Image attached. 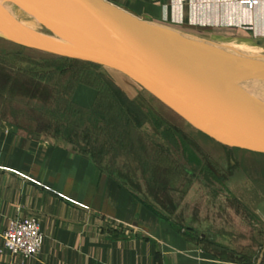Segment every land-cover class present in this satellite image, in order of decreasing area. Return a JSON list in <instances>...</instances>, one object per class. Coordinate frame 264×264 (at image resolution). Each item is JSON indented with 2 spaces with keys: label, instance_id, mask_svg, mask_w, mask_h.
I'll list each match as a JSON object with an SVG mask.
<instances>
[{
  "label": "rangeland",
  "instance_id": "rangeland-1",
  "mask_svg": "<svg viewBox=\"0 0 264 264\" xmlns=\"http://www.w3.org/2000/svg\"><path fill=\"white\" fill-rule=\"evenodd\" d=\"M168 26L209 41L245 43L234 53L264 66V43L231 35L214 38L209 30ZM16 35L26 37L21 32ZM70 59L0 37V129L80 153L78 146H87V140L67 137V120L83 130L86 123L98 125L96 114L113 116L125 141L114 145L106 160H114L123 174H130L142 199L203 248L243 263L264 264V153L201 131L120 71ZM103 78L134 100V105L115 94ZM39 119L47 120V128ZM167 129L177 132V145L166 138ZM111 141L99 132L88 143L111 147Z\"/></svg>",
  "mask_w": 264,
  "mask_h": 264
},
{
  "label": "crops",
  "instance_id": "crops-1",
  "mask_svg": "<svg viewBox=\"0 0 264 264\" xmlns=\"http://www.w3.org/2000/svg\"><path fill=\"white\" fill-rule=\"evenodd\" d=\"M107 1L146 20L264 43V0ZM29 216L45 234L40 254L4 251L0 264H250L203 248L88 156L0 129V224Z\"/></svg>",
  "mask_w": 264,
  "mask_h": 264
},
{
  "label": "water",
  "instance_id": "water-1",
  "mask_svg": "<svg viewBox=\"0 0 264 264\" xmlns=\"http://www.w3.org/2000/svg\"><path fill=\"white\" fill-rule=\"evenodd\" d=\"M38 26L91 37L124 53L78 52L12 33ZM0 37L120 71L201 131L264 153V66L248 55L143 19L107 0H0Z\"/></svg>",
  "mask_w": 264,
  "mask_h": 264
},
{
  "label": "trees",
  "instance_id": "trees-1",
  "mask_svg": "<svg viewBox=\"0 0 264 264\" xmlns=\"http://www.w3.org/2000/svg\"><path fill=\"white\" fill-rule=\"evenodd\" d=\"M70 60L72 62H76V63L82 62V63L90 64L89 62H84V61H80V60H76V59H70ZM91 64H94V63H91ZM103 79L106 81V83L110 86L111 90L115 94L119 95L120 97H123L122 99L124 101H126V102L128 101L130 104L132 103L134 105L135 101L128 99L127 97H125V95L123 96L120 89L118 87H116L111 81H109V79H107V78H103ZM87 115L89 117L92 116L89 114H87ZM95 116L96 117H94V118L98 121V125L94 126L93 124L89 125L88 123H86V127H84L83 130H79V128H77L76 124L68 122V120H67V122H66V134L67 135L66 136L71 138V136L73 135L75 138H77L81 141H82V139L87 140V146L83 147V146L77 145L78 148L81 150L80 151L81 154L91 158L95 162V164L99 167V169H101L103 172H105L108 175L120 180L123 183V185H125L127 187V189H129L131 192L135 193L141 201H143L148 207L153 209L161 218H163L166 221H169L168 219H165L166 217H164L162 215V213L155 206L151 205L149 202L145 201L144 199L141 198V196L138 195L137 190H136V186L134 185L132 178L129 176L130 174L129 175L123 174V171L117 168V165H116L114 160H106V157L113 154L114 151L112 149H114V145L124 144L125 139H123V138L125 136H124V133H122L121 129L118 130L117 127H115L116 126L115 124L118 121L116 119H114L113 116H108L106 114H96ZM38 121H41V120L39 119ZM41 122L40 123L42 124V128H47V125H48L47 120L43 119ZM119 122H121V121H119ZM59 126H60V124H59ZM99 132H101L102 135H105L106 137L112 139V141H111L112 146L111 147L108 146L106 143H100V142H99V144L88 143L89 138L93 139V135H95ZM165 133L168 134V135H165L166 138H168V139H169V137L171 138L170 141H171L172 145L178 144L179 140L176 139V135H178L177 132L175 133L174 130H170V129L168 130L167 129V132H165ZM79 140H72V141L75 144L80 145L81 143H79ZM159 146H161V145H159ZM123 147H125V146L123 145ZM189 158H191L193 160L192 156ZM125 167L128 170L130 166L128 164H126ZM146 169H147V165L145 164V165H143V170H142L143 173H144V170H146ZM153 181L158 182V180H156V179H154ZM172 225H174L175 227H177L178 229L181 230V228H179L177 224L172 223ZM214 253L216 255L222 257V258H229L227 256H224L223 253H221L219 251L214 252Z\"/></svg>",
  "mask_w": 264,
  "mask_h": 264
},
{
  "label": "built area",
  "instance_id": "built-area-1",
  "mask_svg": "<svg viewBox=\"0 0 264 264\" xmlns=\"http://www.w3.org/2000/svg\"><path fill=\"white\" fill-rule=\"evenodd\" d=\"M255 4L257 0L249 2L250 7ZM44 241L45 234L35 216L11 219L6 227L0 224V252L8 251L24 258L36 257L40 254Z\"/></svg>",
  "mask_w": 264,
  "mask_h": 264
},
{
  "label": "bare ground",
  "instance_id": "bare-ground-1",
  "mask_svg": "<svg viewBox=\"0 0 264 264\" xmlns=\"http://www.w3.org/2000/svg\"><path fill=\"white\" fill-rule=\"evenodd\" d=\"M16 32H21V31L12 30V33L16 34ZM21 33H24L26 36L28 35V37L32 38V40L35 38L34 40L36 41H39L41 40V38L44 37L46 38L44 42H49L50 44L61 45L66 48L78 51V52H90V53H100V54H106L109 52H112V53L117 52L119 53V55L120 53H124L121 48L111 47L91 37H84V36L75 37V36H71L70 34L63 33L56 29L47 28L45 26H38V27H35L34 29L26 28L24 32H21ZM30 35H33V36L31 37ZM214 38L216 37L214 36ZM214 38L213 40H215ZM217 38H220V37H217ZM226 40L224 41L207 40V41L217 46H221V47L223 46L224 48L230 49L233 52L237 50L239 51V49L241 50L247 45L245 43H240L239 41L237 42V41H229L228 39Z\"/></svg>",
  "mask_w": 264,
  "mask_h": 264
}]
</instances>
